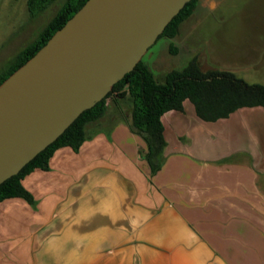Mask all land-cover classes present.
<instances>
[{
    "label": "crops",
    "instance_id": "crops-1",
    "mask_svg": "<svg viewBox=\"0 0 264 264\" xmlns=\"http://www.w3.org/2000/svg\"><path fill=\"white\" fill-rule=\"evenodd\" d=\"M224 2L197 0L193 31ZM243 6L257 13L241 36L225 20L231 62L212 69L264 85V0ZM128 99L112 94L77 151L57 148L21 180L32 202L0 201V264H264V108L206 121L185 99L161 116L152 173Z\"/></svg>",
    "mask_w": 264,
    "mask_h": 264
},
{
    "label": "water",
    "instance_id": "water-1",
    "mask_svg": "<svg viewBox=\"0 0 264 264\" xmlns=\"http://www.w3.org/2000/svg\"><path fill=\"white\" fill-rule=\"evenodd\" d=\"M190 0H86L0 84V184L141 60Z\"/></svg>",
    "mask_w": 264,
    "mask_h": 264
},
{
    "label": "trees",
    "instance_id": "trees-1",
    "mask_svg": "<svg viewBox=\"0 0 264 264\" xmlns=\"http://www.w3.org/2000/svg\"><path fill=\"white\" fill-rule=\"evenodd\" d=\"M35 1L29 0L28 4L32 6ZM85 1L66 0L37 37L21 49L9 68L0 74V84L31 58ZM196 2L197 0L188 1L158 38L174 37L179 25L192 14ZM112 94L119 97L128 96L131 99V126L145 141V159L152 173L160 168L165 146L161 116L169 110H182L185 99L191 101L196 114L206 121L227 117L242 107L264 108V85L248 83L227 70L202 71L195 57L183 68L168 71L162 81H157L148 66L140 60L112 86L103 99L84 110L56 140L39 152L17 174L0 184V201L10 197H22L32 202V197L22 186L21 180L36 168L47 169L49 158L57 148L69 146L77 151L87 138L86 124L103 115L106 99Z\"/></svg>",
    "mask_w": 264,
    "mask_h": 264
},
{
    "label": "rangeland",
    "instance_id": "rangeland-1",
    "mask_svg": "<svg viewBox=\"0 0 264 264\" xmlns=\"http://www.w3.org/2000/svg\"><path fill=\"white\" fill-rule=\"evenodd\" d=\"M29 0H0V74L9 68L21 49L31 43L53 18L66 0H36L32 6ZM260 0H225L217 10L208 13L205 24L197 32L193 24L197 15L192 14L182 22L177 34L172 37L158 38L143 54L141 61L148 65L157 81H162L164 75L172 69H181L188 59L196 58L202 71L216 68H226L231 62L227 58L232 43L225 36L229 27V19L238 24L237 35L241 36L244 29L240 21L249 17L254 10L244 9L245 3L258 4ZM257 17L251 15L250 18ZM234 28V27H233ZM196 33V35L194 34ZM198 33V34H197ZM202 40L198 42L197 40ZM198 42V43H197ZM236 45L242 47L244 39L237 37ZM211 52L210 57L193 53L198 50ZM205 53L206 55H208ZM130 105L131 99L126 102Z\"/></svg>",
    "mask_w": 264,
    "mask_h": 264
}]
</instances>
